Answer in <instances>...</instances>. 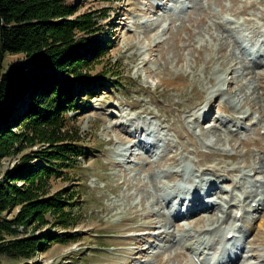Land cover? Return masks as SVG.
I'll use <instances>...</instances> for the list:
<instances>
[{"label": "rangeland", "instance_id": "obj_1", "mask_svg": "<svg viewBox=\"0 0 264 264\" xmlns=\"http://www.w3.org/2000/svg\"><path fill=\"white\" fill-rule=\"evenodd\" d=\"M64 2L75 8L71 19L91 18L96 33L86 37L104 42L81 69L104 88L83 93L82 109L68 112L65 130L78 129L87 154L46 187L49 197L77 192L78 224L19 227L40 250L24 264H194L178 236L189 242L203 232L217 253L231 227L232 264H264V0ZM22 64L11 56L6 68ZM45 148L3 159L1 171L25 155L28 165L47 166L38 157ZM191 195L202 207L188 202L182 207L195 217L173 221L164 200ZM149 230L156 233L142 234ZM53 233L77 240L41 243Z\"/></svg>", "mask_w": 264, "mask_h": 264}, {"label": "trees", "instance_id": "obj_2", "mask_svg": "<svg viewBox=\"0 0 264 264\" xmlns=\"http://www.w3.org/2000/svg\"><path fill=\"white\" fill-rule=\"evenodd\" d=\"M74 14L64 0H0V264L3 259L24 264L40 251L34 238L19 235V227L50 223L68 230L78 224L77 192L49 197L46 190L62 169L74 168L87 154L78 129L65 130L68 112L82 109L83 93L89 97L104 88L81 72L105 52L104 42L86 37L96 33L89 15L71 19ZM81 34L85 37L77 38ZM16 55L26 64L7 69V58ZM62 73L71 77L60 79ZM36 144L46 146L38 157L47 166L28 165L32 156L25 155L12 170L1 171L3 159ZM17 207L14 218L5 217ZM63 236L47 234L41 243L77 240Z\"/></svg>", "mask_w": 264, "mask_h": 264}, {"label": "bare ground", "instance_id": "obj_3", "mask_svg": "<svg viewBox=\"0 0 264 264\" xmlns=\"http://www.w3.org/2000/svg\"><path fill=\"white\" fill-rule=\"evenodd\" d=\"M207 187H209V186H207V185H205V190H209ZM212 189H210V191H211ZM191 197H192V199H191V201H189V203L191 204V206L192 207H194V208H196L197 206H201V204L200 205H198V202L196 201L195 202V195H191ZM195 203V204H194ZM202 203H205V204H208L209 202H207V199H203V201H202ZM192 204H194V206L192 205ZM259 205H261L260 203H258L257 204V208L259 207ZM202 207V206H201ZM263 224V223H262ZM262 224H260L261 226H259V228H262L263 227V225ZM149 226H153L152 224H149L148 225V227ZM221 228V225L220 226H216V227H214V229H213V232L215 233H217V231L219 230ZM233 227H231V228H229L230 230L229 231H225L226 232V234H225V237H226V239H227V236L229 235V234H233L234 232H235V229H232ZM149 229V228H148ZM258 229V228H257ZM225 230V228H221V231L223 232ZM154 233H156V232H153L152 230H149V231H144V232H142V234H148V235H150V234H154ZM236 233V232H235ZM239 233V232H238ZM237 233V234H238ZM159 235H162V233H160ZM172 234H170V235H168V237L169 236H171ZM203 235V232L202 233H200L199 234V239H200V237ZM205 235V234H204ZM238 237H239V235H238ZM233 236H232V239H227V240H229V242H231L232 240H233ZM222 239H224V238H222ZM138 242V244H141V242H139V241H137ZM191 245V244H190ZM233 245H235V244H232V249H233V251L234 252H237L238 251V246L236 247V246H233ZM192 246V245H191ZM195 250V249H194ZM201 256H202V254H201ZM236 258H237V254H236V257L234 258V259H232V260H236ZM234 261H231V262H229V264H232V262H234Z\"/></svg>", "mask_w": 264, "mask_h": 264}]
</instances>
